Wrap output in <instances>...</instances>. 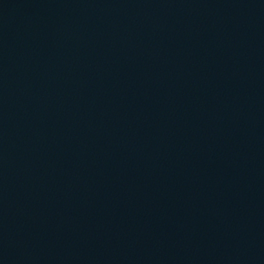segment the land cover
Instances as JSON below:
<instances>
[{"label": "water", "instance_id": "obj_1", "mask_svg": "<svg viewBox=\"0 0 264 264\" xmlns=\"http://www.w3.org/2000/svg\"><path fill=\"white\" fill-rule=\"evenodd\" d=\"M0 264H264V0H0Z\"/></svg>", "mask_w": 264, "mask_h": 264}]
</instances>
